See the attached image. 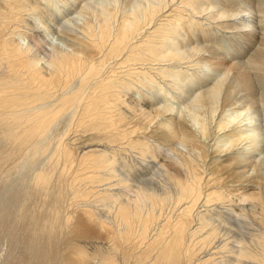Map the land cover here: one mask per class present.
<instances>
[{
    "label": "bare ground",
    "instance_id": "obj_1",
    "mask_svg": "<svg viewBox=\"0 0 264 264\" xmlns=\"http://www.w3.org/2000/svg\"><path fill=\"white\" fill-rule=\"evenodd\" d=\"M35 1L0 0V264H264V0Z\"/></svg>",
    "mask_w": 264,
    "mask_h": 264
},
{
    "label": "rangeland",
    "instance_id": "obj_2",
    "mask_svg": "<svg viewBox=\"0 0 264 264\" xmlns=\"http://www.w3.org/2000/svg\"><path fill=\"white\" fill-rule=\"evenodd\" d=\"M41 1H43V2H41ZM39 0V2H40V4H41V8H43V10H42V13H43V15L47 18V19H49V16L51 15V14H49V11L51 10L52 11V14H53V16L55 15L56 17H55V22L58 24V23H64V21H66V19L67 18H69V17H73L74 15H66V13H60V15H58V13L57 12H55V10L53 9L52 10V6L50 7V10H48V7H49V1L48 0ZM48 1V2H47ZM97 1V0H96ZM100 1H102V2H100ZM99 2L100 3H103L104 2V4H106L105 2V0H100ZM108 1V0H107ZM33 2H36L35 0H33ZM54 2V1H53ZM109 2V1H108ZM47 3V4H46ZM43 5V6H42ZM45 7H47V10H46V8ZM46 12H45V11ZM55 12V13H54ZM46 14V15H45ZM68 14V13H67ZM49 15V16H48ZM60 16V17H59ZM64 16V17H63ZM68 16V17H67ZM58 17V18H57ZM59 18H61V19H59ZM59 20V21H58ZM264 21V20H263ZM262 27H261V26ZM259 27H260V29L258 30L259 32L257 33L258 35H256V36H262V35H264V24H262V23H259ZM215 30H216V28H215ZM220 31V32H219ZM227 31V32H226ZM226 31H224V30H221V29H218V32H219V37L220 38H218L217 37V40H216V42L215 43H208V44H203L202 42H201V44L202 45H205V46H208V48H212V47H219V46H221L222 48H221V52L223 53L224 52V54H228L229 55V57L227 58V59H229V60H232V58H230V56L231 57H233V56H235V57H237L238 59H236V60H234V61H238V60H244V58H245V60L244 61H247L249 58V55H248V52H249V49H248V51H243V52H239V45H238V42L239 41H241L240 39H239V37H238V35H236L235 34V32L234 33H232L231 31H229V30H226ZM262 33H261V32ZM227 34V35H226ZM234 34V35H233ZM236 35V36H235ZM203 37H205V36H203ZM221 39L223 40V41H221ZM236 39V40H235ZM238 39V40H237ZM235 40V41H234ZM231 45H230V44ZM215 44H217V45H215ZM228 44H229V47H231L230 49L228 48ZM246 45H248V43L246 44ZM225 48V49H224ZM233 48V50H235V51H233V50H231ZM250 49H253V46H251L250 47ZM247 52V53H246ZM252 52H253V50H252ZM247 55V56H246ZM223 57V56H222ZM224 58H226V57H224ZM247 59V60H246ZM186 66L187 65H185V66H182V67H184V68H186ZM196 68V71H198V72H196L194 69ZM181 68L179 67V70H180ZM189 69V71L191 72V74H192V77L191 76H189V78L187 79L186 77H184L183 76V79L181 80V82L185 85V82H186V90H196V88H197V90L198 89H200V88H203L204 86V82H206L205 84H209V85H212V84H214V82L212 83L211 81H216L215 79L213 80L212 78L213 77H211V76H208V74L209 73H207V69L206 70H204V68L202 69V68H198V67H192L191 69L190 68H188ZM201 69V70H200ZM193 71V72H192ZM201 71V72H200ZM200 74V75H202V76H198L197 74ZM205 74V75H204ZM210 75V74H209ZM213 76H214V74H213ZM254 76V75H253ZM193 77H195V79L193 78ZM198 77H200L201 79L202 78H207L206 80H208V81H206L205 79H202V81H203V83H202V81H200V82H196V81H194V80H196V78H198ZM193 78V79H192ZM254 80H255V84H260V82H258V80L256 79V78H253ZM185 80V81H184ZM190 82H192V83H190ZM181 83V84H182ZM199 83V84H198ZM189 84V85H188ZM194 85H195V87H196V85H197V87L195 88L194 87ZM188 86V87H187ZM184 99H182L181 101L180 100H178L179 101V103H177L178 101L177 100H175L176 101V103H175V101H174V105H173V103L171 104L176 110H180V109H182L183 107H184V102L185 101H183ZM171 101H173V100H171ZM259 107H260V105H259ZM260 109H261V111L260 112H262V107H260ZM190 115L188 116V119L190 120ZM192 125H193V122H192ZM8 174V175H7ZM21 174V175H20ZM1 176H2V178H1ZM16 176V177H15ZM0 189L5 185V184H7L6 186H7V188H8V186H10L11 185V187L10 188H8V189H11V188H13V187H15L14 189H16V190H21L22 189V187H21V185H22V173H18V175H16V174H14V172H6V173H2V174H0ZM18 178V179H17ZM5 180V181H4ZM8 180V182L7 183H4V182H6ZM16 182V183H15ZM14 183V184H13ZM6 186L3 188V190H2V192L3 191H7V188H6ZM23 194H22V192H21V196H22ZM102 241V242H101ZM72 242L73 241H71V244H72ZM77 242H80V243H78L79 245H82L83 247H88L87 249H89V246H87V244H84V243H86V242H88V243H105V242H108L107 240H103V239H100V238H92V239H76L75 240V242H73V244L72 245H76L77 244ZM26 243H27V239H25L24 237H22L21 235H17V237H16V239H14L9 233H7V231H4L3 233H1V237H0V255H2L0 258L3 260L4 258H5V253L4 252H2V250L3 249H6L8 252H12V254L17 258V257H20V256H22L25 252H24V247L26 246ZM91 247V246H90ZM3 253V254H2ZM73 259H75L76 261H77V263H79V264H83L84 262V257H77V256H73ZM88 259H91V258H88ZM232 262V261H231ZM61 264H63V263H61Z\"/></svg>",
    "mask_w": 264,
    "mask_h": 264
}]
</instances>
